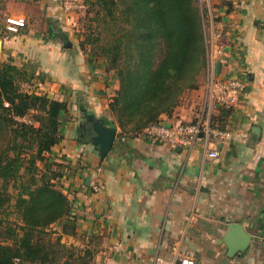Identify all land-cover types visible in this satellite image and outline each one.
<instances>
[{"label":"crops","instance_id":"obj_1","mask_svg":"<svg viewBox=\"0 0 264 264\" xmlns=\"http://www.w3.org/2000/svg\"><path fill=\"white\" fill-rule=\"evenodd\" d=\"M213 8L216 22L228 25L220 77L248 87L230 109L232 137L216 145L220 156H205L202 142L189 151L117 135L102 160L92 125L114 127L109 104L119 81L73 41L75 15L62 0H0V59L32 77L29 90L68 104L64 139L50 156L64 165L60 185L74 216L75 234L63 241L92 264H156L174 248L195 264H264V0H214ZM10 17L25 18L26 27L8 32ZM203 84L162 122L192 121L204 107ZM235 224L252 241L229 257L222 241Z\"/></svg>","mask_w":264,"mask_h":264},{"label":"trees","instance_id":"obj_2","mask_svg":"<svg viewBox=\"0 0 264 264\" xmlns=\"http://www.w3.org/2000/svg\"><path fill=\"white\" fill-rule=\"evenodd\" d=\"M82 1L94 28L80 47L119 81L109 104L118 139L139 138L205 80L206 12L200 0ZM32 80L13 60L0 66V264H92L89 253L62 242L75 234L74 216L60 185L64 165L50 155L64 139L68 104L24 90ZM230 114L222 109L214 125L225 130Z\"/></svg>","mask_w":264,"mask_h":264},{"label":"built area","instance_id":"obj_3","mask_svg":"<svg viewBox=\"0 0 264 264\" xmlns=\"http://www.w3.org/2000/svg\"><path fill=\"white\" fill-rule=\"evenodd\" d=\"M213 2L214 0H200L202 9L205 12L207 10L204 26L208 45V66L203 84L205 90L204 107L192 121L175 124L161 122L146 128L140 137L148 141L168 145L173 149L181 147L189 151L202 142L205 156L216 159L220 156L216 145L229 140L232 133L227 128L222 130L214 125L212 119L215 112L222 108L231 110L236 108L248 94V87L247 83L241 78H222L220 74L217 75L216 62L221 58L229 57L224 44L228 25L216 22L217 15L214 12ZM62 3L65 12L71 16L86 10L82 0H62ZM26 25L25 18L10 17L6 19V30L10 33H19L20 29L25 28ZM16 120L32 124V121L27 117H17ZM178 263L195 264L194 260L178 253L177 248L173 249V258L170 260L158 258L156 261V264Z\"/></svg>","mask_w":264,"mask_h":264},{"label":"water","instance_id":"obj_4","mask_svg":"<svg viewBox=\"0 0 264 264\" xmlns=\"http://www.w3.org/2000/svg\"><path fill=\"white\" fill-rule=\"evenodd\" d=\"M2 49V41H0V50ZM221 63L216 64L217 75L220 74ZM94 132V137H92V144L98 148L100 152L101 159L104 160L105 157L112 151L114 143L116 141L117 135L119 134V129L115 127H107L95 120L92 125ZM252 241V236L245 230L241 225H231L228 228L226 236L224 237L222 243L227 246L228 256L234 257L239 253L245 252Z\"/></svg>","mask_w":264,"mask_h":264},{"label":"rangeland","instance_id":"obj_5","mask_svg":"<svg viewBox=\"0 0 264 264\" xmlns=\"http://www.w3.org/2000/svg\"><path fill=\"white\" fill-rule=\"evenodd\" d=\"M92 17H93L92 14L91 15L88 14V10L87 11L84 10L82 12H78V13L75 14V19L73 20V28H74V31H75V33H74L75 36H74L73 41L78 42L79 45H80V40L84 39L83 35L85 33L89 34L91 32L90 28H92V27L94 28V25L92 26V22H91V18ZM47 34H48V32L46 31L45 37H47ZM0 41L3 42V36L1 34H0ZM89 49H91L90 46H88V50ZM1 53H2V49L0 50V55H1ZM5 62H7V61H5ZM2 63H3V61L0 59V66H1ZM29 86H30L29 83H26V82L22 83V88L24 90H28ZM1 148H2V142L0 141V150H1ZM38 165L40 166L41 169H45L43 167L44 165L42 163H38ZM11 191L13 192L12 189H10V192ZM13 204H14V200H13ZM11 217H12L11 219L14 218L13 216H11ZM53 230L54 231L52 233V238L56 239L58 235H57L55 230H57V232H58L59 228L57 226H54ZM62 242L64 243L63 240H62Z\"/></svg>","mask_w":264,"mask_h":264}]
</instances>
